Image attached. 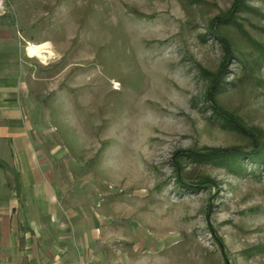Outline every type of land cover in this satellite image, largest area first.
<instances>
[{
  "label": "rangeland",
  "instance_id": "374dc122",
  "mask_svg": "<svg viewBox=\"0 0 264 264\" xmlns=\"http://www.w3.org/2000/svg\"><path fill=\"white\" fill-rule=\"evenodd\" d=\"M0 14L101 253L264 264V0H0Z\"/></svg>",
  "mask_w": 264,
  "mask_h": 264
},
{
  "label": "crops",
  "instance_id": "0c3cea01",
  "mask_svg": "<svg viewBox=\"0 0 264 264\" xmlns=\"http://www.w3.org/2000/svg\"><path fill=\"white\" fill-rule=\"evenodd\" d=\"M28 91L20 39L11 18L0 14V264L165 263L157 247L101 253L105 238L97 225L80 220L66 202Z\"/></svg>",
  "mask_w": 264,
  "mask_h": 264
},
{
  "label": "bare ground",
  "instance_id": "6f19581e",
  "mask_svg": "<svg viewBox=\"0 0 264 264\" xmlns=\"http://www.w3.org/2000/svg\"><path fill=\"white\" fill-rule=\"evenodd\" d=\"M27 51L31 56L39 57L43 60H48L54 52L45 43H32L30 42Z\"/></svg>",
  "mask_w": 264,
  "mask_h": 264
},
{
  "label": "trees",
  "instance_id": "16d2710c",
  "mask_svg": "<svg viewBox=\"0 0 264 264\" xmlns=\"http://www.w3.org/2000/svg\"><path fill=\"white\" fill-rule=\"evenodd\" d=\"M212 105H214L213 107L217 110V112H219L220 114H223L224 112L221 110V108H219V106L217 105L214 97L212 96ZM240 151L239 150H221V149H216V150H212V153L207 154V155H213V157H224L226 158L228 155L227 154H239ZM200 155V154H197ZM261 155V152L258 153V155L255 158H258ZM253 157V156H252ZM240 165V164H238Z\"/></svg>",
  "mask_w": 264,
  "mask_h": 264
},
{
  "label": "water",
  "instance_id": "95a60500",
  "mask_svg": "<svg viewBox=\"0 0 264 264\" xmlns=\"http://www.w3.org/2000/svg\"><path fill=\"white\" fill-rule=\"evenodd\" d=\"M224 250V249H223ZM224 253V252H223ZM225 254V253H224ZM225 260H226V262H227V264H231L230 263V261H229V259L225 256Z\"/></svg>",
  "mask_w": 264,
  "mask_h": 264
}]
</instances>
